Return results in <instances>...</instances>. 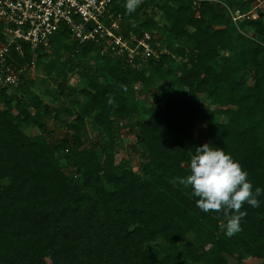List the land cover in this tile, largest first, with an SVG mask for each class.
<instances>
[{
    "label": "trees",
    "instance_id": "trees-1",
    "mask_svg": "<svg viewBox=\"0 0 264 264\" xmlns=\"http://www.w3.org/2000/svg\"><path fill=\"white\" fill-rule=\"evenodd\" d=\"M219 1L143 0L128 14L126 0H115L103 22L114 21L129 46L128 34L148 33L147 56L100 53L103 41L77 44L65 30L48 42L53 59L41 47L9 50L6 64L24 70L0 88V264H264V193L259 207L243 205L242 231L229 238L228 217L200 210L178 179L190 174L189 153L210 143L264 189V15L232 22ZM222 1L250 12L249 0ZM31 65L57 79L46 93L58 102L59 138L26 85ZM64 68L84 86L69 87ZM121 127L133 136L136 171L126 158L115 162Z\"/></svg>",
    "mask_w": 264,
    "mask_h": 264
},
{
    "label": "built area",
    "instance_id": "built-area-1",
    "mask_svg": "<svg viewBox=\"0 0 264 264\" xmlns=\"http://www.w3.org/2000/svg\"><path fill=\"white\" fill-rule=\"evenodd\" d=\"M115 0H0V88L14 87L21 77L22 68L6 64L10 60L9 50L20 55L21 45H26L30 50L41 47L48 53L49 40L61 30H65L69 39L77 44L93 42L101 45L100 53L107 50L114 54L127 52V58L131 59L138 49L147 56L151 54L148 33H142L141 37H130L134 41L129 46L126 40L115 35L113 30L117 24L110 21L103 22L111 4ZM210 0H191L197 7L201 2ZM232 20L245 17L248 14L239 15L228 10ZM31 65L28 70L32 69Z\"/></svg>",
    "mask_w": 264,
    "mask_h": 264
},
{
    "label": "clouds",
    "instance_id": "clouds-1",
    "mask_svg": "<svg viewBox=\"0 0 264 264\" xmlns=\"http://www.w3.org/2000/svg\"><path fill=\"white\" fill-rule=\"evenodd\" d=\"M143 0H126L125 8L128 14L134 13ZM127 90L126 85H121ZM109 105L114 104V98L109 96ZM190 174L178 178L185 187L191 186L192 194L197 197L196 206L207 213L209 211L223 212L227 219L225 234L229 238L242 231L241 221L246 216L241 211L245 203L259 207L258 197L264 189L256 187L248 180V173L239 162L222 148H213L205 143L195 148V154L189 153Z\"/></svg>",
    "mask_w": 264,
    "mask_h": 264
},
{
    "label": "rangeland",
    "instance_id": "rangeland-1",
    "mask_svg": "<svg viewBox=\"0 0 264 264\" xmlns=\"http://www.w3.org/2000/svg\"><path fill=\"white\" fill-rule=\"evenodd\" d=\"M210 1L214 2L215 0H210ZM216 1H219V0H216ZM237 1L242 2L243 0H237ZM219 2H221L220 6L228 13L229 8L225 5L226 3H224L222 0ZM249 5L251 9H250L248 16L251 19L257 18L258 20H260L262 16L264 15V0H249ZM145 12L146 14H148V16H152L153 14L156 15V12H154V10L151 7H148L145 10ZM134 25H137V23L134 22ZM245 32L249 34L250 36H252L251 31H245ZM128 36L132 37V34H128ZM222 54H226V53L224 52ZM48 56L49 57L47 60L53 59L55 57L54 53L51 50L48 51ZM76 70L77 69H72V68L67 70L64 68L63 71L65 73H63L64 74L63 81L65 82L67 81V84L69 87L78 89V87H82L84 86V84L82 83L83 81L80 80L81 78L77 76ZM56 82H57L56 78H54L53 81L48 79L45 76L44 72L41 69L36 68V67H32V69L29 71V74L26 80V85L29 88V90L32 93H35L36 95H38L39 99L41 100L42 104L38 111L40 113L43 110L44 111L47 110L49 112L46 117H43V120L41 121V123L46 127L47 131L51 133V138H59L63 134L62 130L57 126L55 121H53L51 118V114L54 113L56 109H58V102L52 93H46L48 89L54 88ZM147 103L151 104V101L147 100ZM128 120H129L128 118L121 120L120 125L121 126L126 125ZM135 120H136V116H133L131 121L134 122ZM87 125L89 128V124ZM126 131H127L126 127H121L119 129L118 139L112 142L111 144L114 147V149H116L115 144L121 145V147L117 148V152H115L114 158H115V162H117L119 158L128 159L131 169L133 171H136L140 158H139L138 152H132L131 149H129V146L132 144L133 136L127 134ZM25 132L29 136L37 135V130L34 127L27 128ZM194 132L199 136V139L201 140V142L205 141L204 129L202 126H199V125L196 126L194 129ZM94 141H95L94 137H91V140L87 142V145H91ZM229 260H230V263L232 264H259L260 263L259 260L253 259L250 257L245 258L240 263H236L235 261L231 259Z\"/></svg>",
    "mask_w": 264,
    "mask_h": 264
}]
</instances>
